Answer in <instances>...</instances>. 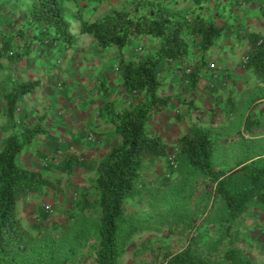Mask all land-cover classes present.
Returning <instances> with one entry per match:
<instances>
[{"label": "trees", "instance_id": "1", "mask_svg": "<svg viewBox=\"0 0 264 264\" xmlns=\"http://www.w3.org/2000/svg\"><path fill=\"white\" fill-rule=\"evenodd\" d=\"M66 1L22 0L11 31L32 37L30 44L74 48L70 27L76 17L68 15ZM140 1L81 21L83 33L120 55V101L100 105L102 117L114 125L101 158L64 153L63 137L50 133L42 119L30 128L26 118L33 111L22 102L36 94L38 79L17 77L0 86V264H122L127 253L138 264L143 246H136L135 235L164 227L186 245L156 250L157 264H264L239 240L252 219L264 227V114H256L264 93L227 98V70L223 74L221 58L211 54L227 41L230 21L219 8L225 1L208 2L209 7L200 6L201 0L176 6L172 0ZM136 35L140 44L126 58ZM5 39L0 59L4 47L11 58L22 55ZM207 67L216 77L204 88L214 100L210 121L202 122L190 101L167 92L166 78L176 71L177 89L194 99ZM171 106L174 123L187 121L175 140L151 122ZM171 145L175 164L169 159ZM72 176L79 178L75 190ZM49 195L72 208L63 220L51 221L55 204L42 201ZM29 202L38 204L31 222L21 210Z\"/></svg>", "mask_w": 264, "mask_h": 264}, {"label": "crops", "instance_id": "2", "mask_svg": "<svg viewBox=\"0 0 264 264\" xmlns=\"http://www.w3.org/2000/svg\"><path fill=\"white\" fill-rule=\"evenodd\" d=\"M69 2V0H67ZM76 9L74 12L69 11V15L73 18H78L82 14L81 12H89L91 15H97L95 18H101L114 8H133L136 5L137 1L140 0H74ZM142 1V0H141ZM140 1V2H141ZM174 6L182 5L188 0H172ZM206 6L208 2L215 3V0H202ZM223 8L226 10L227 4V22L230 24V29L227 31V41L223 43L222 47H216L212 50V55H219L222 57V64L224 65V70H227V97L232 99L233 96L238 94L246 97H251L256 95L259 91L264 93V0H223ZM22 0H0V8H2V13H0V23L6 25L8 28L13 21L12 14H17V6L22 5ZM145 2V1H144ZM143 2V3H144ZM216 4V3H215ZM8 10L6 12L3 7ZM200 6L205 7L203 4ZM71 9V5L69 6ZM220 7V10H222ZM6 13V17L2 14ZM80 14V15H79ZM75 16V17H74ZM6 18V19H5ZM82 23H79L78 32L81 36H85V44L90 46L89 50L95 54V67H92V71L98 72L92 79L89 78L87 73L83 68L77 66L75 59H69L66 54H70L74 51V48H70L66 51V48L63 45L58 44L55 47H48L41 41H33L29 48L34 51L35 56L31 60L25 55L27 52L26 46H20L23 51H19L22 55H17L15 58L9 57L8 51L4 52L1 56L4 61L3 66L0 68V79L4 78V84L7 87L8 83L12 79L22 78L23 81L28 80L29 73L26 76H23L21 73H18L24 66L33 67L34 61L42 58L46 60V65L44 68L47 70L48 79L47 83H39L36 87V91L39 88L47 87L48 90L45 92L42 90L39 94V97L43 99L37 100V94L30 91V95L34 93V97L24 100L23 107L29 108L31 112H35V108L38 112L31 113L30 117H27L26 122H28L30 128L38 123L39 119L43 120V125L50 130V133H55L57 136L63 137V143L61 150L64 153L79 151L84 153L90 159H99L104 155V152L110 147V137L114 125L104 116L102 117V112L100 111V105L110 102V104H116L117 101H120L121 89H123V84L120 78V73L118 70L117 62L120 58L116 48H101L95 38L81 31ZM12 30V29H11ZM6 34L5 38H8L9 34L13 33L11 31ZM39 30L34 31L38 33ZM3 34V31H0V35ZM13 38V37H12ZM32 39V37H29ZM82 39V38H81ZM139 36L133 37V42L130 46L126 47L125 56L126 58L132 57L133 46H139ZM148 40V38H146ZM28 40L27 42H31ZM3 45V44H2ZM86 46V47H87ZM25 49V50H24ZM78 51V49L76 50ZM65 54L64 58H67L66 67L67 74L70 73L68 77V82L64 83L59 81L60 78H63V75L59 70L56 69L57 60L55 57L57 55ZM73 54V53H72ZM210 54V55H211ZM73 56V55H71ZM218 56V57H219ZM59 57V58H60ZM257 57V59H256ZM58 58V57H57ZM213 57H210L212 59ZM194 60H197L194 58ZM263 65V66H262ZM223 67V66H222ZM205 74L203 72V78L199 84V88H203L208 81L216 76L212 74L210 69L207 67ZM175 73H170L168 78H166V86L168 90H171L172 93L175 92V96L186 98L189 97L188 93H184L181 96L180 92H176L178 84V74L176 71H171ZM225 73V72H224ZM223 73V74H224ZM52 75H55V78H51ZM26 78V79H24ZM36 79V77H32ZM90 79V80H89ZM97 80V82H96ZM119 80V83L115 81ZM59 85L63 86V90L59 89ZM118 86L116 90L114 88ZM58 87V88H57ZM66 88V89H65ZM105 88L109 89L108 93ZM246 89H250L246 91ZM244 90V91H243ZM35 91V90H34ZM35 91V92H36ZM240 92V93H239ZM25 93V92H23ZM26 94V95H29ZM82 100L78 102L81 105L80 113L77 107L75 106V99L68 97V95L78 96ZM246 95V96H245ZM3 92L0 90V100H2ZM46 96V97H44ZM27 97V96H26ZM60 97V98H59ZM79 97V96H78ZM58 99L59 107L54 105V108L41 110L42 107L48 103V99ZM63 102V103H62ZM37 105V107H36ZM61 106V107H60ZM93 108L91 109V107ZM56 108V109H55ZM57 110V112H56ZM167 111H163L161 116L162 121L172 120L171 116L166 117ZM264 114V101L262 106L256 110V114ZM169 123V122H168ZM24 125L18 127V131H21V128ZM96 133L100 135V139L89 140L87 138L88 134ZM47 148V146H46ZM33 160L40 161V158H36V155L32 156ZM24 161L27 163H33V160H28L26 157H23Z\"/></svg>", "mask_w": 264, "mask_h": 264}, {"label": "rangeland", "instance_id": "3", "mask_svg": "<svg viewBox=\"0 0 264 264\" xmlns=\"http://www.w3.org/2000/svg\"><path fill=\"white\" fill-rule=\"evenodd\" d=\"M216 1H218V0H215V2ZM66 4H67V6L71 5L72 8L69 9V11L71 13L76 10V9H74V7H76L74 0H69V2L66 1ZM201 4H203L206 7V4H204V2L202 0H201ZM207 6L209 7V5H207ZM213 7H215V6L213 5ZM220 7H221V9L223 8V2H220L219 8ZM224 13H225V15H227V4H226V11H224ZM96 16H97L96 14L91 15L89 12L83 11L80 18H76L72 22L70 28H71L73 36L75 37V42H74L75 47H74L73 52H71L69 55L66 54V56L69 59H71V58L75 59V61L77 62V66L79 68H83V70H85V73H87L85 75H87L89 78H91V77L93 78L95 75L98 74V72H94L91 69L92 67H95V59L96 58H95V54H93L92 51L89 50L90 46H87L88 44L84 45L85 36L80 35V32H78L77 26L79 25V23H81V21L92 22V21L96 20L97 18L92 19V17H96ZM5 26L6 25H2L0 23V31H3V34L0 35V40H2V38L5 39V36L9 32V29L10 30L12 29L10 26L8 28H6ZM20 28H21V24L17 26V29H20ZM20 35L22 37L16 36L13 33L9 34V36H11V39H9V36H8V38H6V39L10 40L9 49L13 48V47L14 48L17 47L16 49H18L19 51H23L20 46H27L26 47L27 50L25 51V52H27V54L25 56L31 60L32 58L36 57L34 51L32 52V50L29 49L31 47V44L29 42H27L28 40H31V38L26 37L25 33H22ZM23 36H24V39H22ZM224 43H226V41H224ZM28 44H30V45L28 46ZM1 47H2V41H0V48ZM5 48L6 47H4L3 52H5ZM31 48H33V47H31ZM77 49H78V51H76ZM71 55H73V56H71ZM64 56H65V54H62L61 57H60V55H57L55 57V59L57 60L55 67L63 75V78H60L59 81L64 82V80H65L64 83H67L68 82L67 76L70 73L67 74V71H65L67 69L66 61L68 59L64 58ZM219 58H222V57L219 56ZM3 63H4V61L1 58L0 59V68L3 66ZM45 65H46V60L39 58V60L34 61L33 67L24 66L21 70L18 71V73H21L23 76H26L29 73L28 75L30 78H28V80L26 78H24L27 81L33 80L32 77H36L35 80L38 79L37 81H39L40 83L45 82V84H46L47 79H48V73H47V70L44 68ZM221 69L224 70V65H223V67H221ZM222 70H221V72L224 73L225 71L223 72ZM52 77L54 79L55 75H52L51 78ZM96 82H97V80H96ZM3 83H4V78L2 77L0 79V86H2ZM115 83L118 84L119 80L115 81ZM117 87L118 86H115L114 88H112L113 91H114V89L116 90ZM59 89L60 90L62 89L61 85H59ZM42 90H44L46 92L48 90V88L43 87V86H42V88H39V90L36 92L37 98H38L37 100L43 99L42 97H39V94ZM180 90L181 89L178 88V89H176V92L177 93L180 92L181 96L184 95L181 92L182 90L181 91ZM248 90H250V89H246V91H248ZM78 96L68 95V97L75 99V101H76L75 106L77 107V109L79 110V113H80L81 105L78 102L80 101V103H81L82 100L80 99L79 94H78ZM44 97H46V96H44ZM242 97H244V96L238 94L236 96H233L232 98H233V100H235V99L239 100ZM213 100H214V98H213L212 94H210V92H208V90H206V88H204V87L203 88L198 87V89L195 93L194 99H192V97L184 98L185 102L190 101L192 103L191 106L195 107L194 116L198 117V120L202 121V122H209L210 121V109L209 108H210ZM23 103L24 102H22V104ZM48 103L50 104V106L45 104L41 110H44V109L49 110L51 108H54V105L56 107H59L58 99L56 101H54V99H52V98L48 99ZM183 106L184 107L182 109V112L184 113L186 111V109H185L186 105H183ZM36 107H37V105H36ZM92 108H93V106L91 107V109ZM35 110H36V112H38V110L36 108H35ZM56 112H57V110H56ZM172 112H173V106L170 107V110L167 111L165 116L166 117L172 116ZM161 116H157V118L152 119V121H151L152 124H154V126L156 127V129L159 132L163 133L164 137H167L168 139L173 138V140H175L174 138H177V136L182 134V131L185 128V123L187 121L184 120L183 122H180V124H176L173 122V120L162 121L163 119H161ZM184 117L187 119L188 115L186 114ZM3 120H4L3 117H1L0 118V124L3 122ZM89 136H90V134H88V136H87V138L89 140L94 139V138H89ZM37 143H38V141H37ZM174 154H175V146L171 145L169 148V155L174 156ZM151 170H154V169L152 168ZM72 178L73 179L71 181V186H72L71 188H72V190H75L76 187H79L76 184L75 180H77L79 178H76L75 176H72ZM42 201L44 204H55L54 205L55 207H53V205H52L54 210L51 211V217H50L51 221H53V222H54V220H56L58 218L60 221L63 220V218L61 216L64 217V214L66 212L72 211V208L67 206V204L65 202L61 203V201H59V199H54L52 197V195L45 196L44 198H42ZM58 202H60L61 204ZM57 204H59V205L57 206ZM37 205L38 204L36 202H29L28 204L23 205V207L21 208L22 215L25 218H27L29 220V222H31L32 220L35 219L36 216H38V206ZM254 214L256 215L254 217H256V218L259 217L258 213H254ZM256 221L253 222V219H252L250 221V223H247L248 225H246V227L241 228V230L239 231V232H241L240 236H239V240L246 242L247 244H250L249 247L251 249L250 250L251 255L254 256V258L256 260H258L259 262L264 263V229H263L264 227H262L263 224L261 222L258 223ZM134 241L136 243V246L137 245L143 246V248L140 251V256L138 257V260H139L138 264H145V263L146 264H157L156 263V259H157L156 250L159 251V250L168 248V249H171L172 251H177L186 245L185 240H182L181 238H179L177 233H173V234L170 233L169 229L167 227L160 228V230H151V231L143 232L141 234H137V235H135ZM151 247H153L155 250L151 249ZM134 248H135V246H134ZM133 259H134V256L132 255V253L131 254L127 253L122 258V264H134ZM71 264H78V263L72 262Z\"/></svg>", "mask_w": 264, "mask_h": 264}, {"label": "built area", "instance_id": "4", "mask_svg": "<svg viewBox=\"0 0 264 264\" xmlns=\"http://www.w3.org/2000/svg\"><path fill=\"white\" fill-rule=\"evenodd\" d=\"M169 159L171 160L172 163H174V160H173V159H174V156H173V155H171V156L169 157ZM174 164H175V163H174ZM47 209H49V210L51 209L50 205L47 206Z\"/></svg>", "mask_w": 264, "mask_h": 264}]
</instances>
